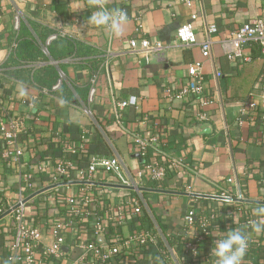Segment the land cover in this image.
I'll use <instances>...</instances> for the list:
<instances>
[{"label": "crops", "instance_id": "0c3cea01", "mask_svg": "<svg viewBox=\"0 0 264 264\" xmlns=\"http://www.w3.org/2000/svg\"><path fill=\"white\" fill-rule=\"evenodd\" d=\"M101 2L126 11L129 23L122 36L112 37L102 29L87 27L90 10H95L91 0H0V110L6 117L21 122L19 144L23 148L20 166H11L2 158L6 145L0 132L2 203L5 207L16 203L24 174L32 173L34 186V192L24 194L26 199L56 185L51 183L54 168L68 156L66 147H83L70 170V178L63 182L70 185L46 190L28 201L29 213L46 233L43 244L49 245L52 237L48 235V223L70 209L65 206L66 198H77L78 209L88 214L89 220L99 216L106 224L107 217L116 215L119 196H126L103 174L89 182L96 185L77 180L76 170L86 166L88 151L98 153L105 147L108 157L118 158L128 172L140 169L145 160L166 165L181 160L182 164L170 171L159 187L147 183L136 194L142 211L138 223L127 220L119 226L115 222L123 236L135 227L152 232L156 243L150 248V256L134 254L116 264H186L180 239L199 236L204 220L208 234L199 248L202 258L208 261L216 227L221 231L239 228L250 232L245 229V220L256 219L254 209L264 206L187 196L225 193L233 200L241 196L243 200L264 202V179L260 176L264 169V110L258 98L263 85V58L253 42L243 48L242 59L235 61L227 59L223 47L228 33L253 20L264 22V0H191L190 7L181 0ZM16 14L21 17L20 24L28 29L31 25L42 26L83 45L81 57L51 62L71 94L70 101L11 77L9 72L14 68H7V59L15 35ZM186 23L193 25L198 43L205 37L206 26L217 28V34L210 37L208 59L202 57L198 46H178L176 31ZM141 38L161 43L162 57L145 62L141 56L128 54L129 41ZM42 50L46 54L45 48ZM84 52L90 54L83 56ZM90 62H100L94 74ZM196 62L202 64L203 96L178 97L179 91L188 86V67ZM45 65L39 62L24 68L35 70ZM218 72L220 78L216 77ZM94 75L96 95L90 104L86 95L83 103L77 92L84 95ZM61 95L69 96L65 92ZM130 98L135 99V104L119 110L117 105ZM250 101L258 104L253 111L247 109ZM244 106L246 113L240 116ZM199 116L205 120L199 121ZM201 125L209 128L200 130ZM135 134L153 140L146 158L131 143ZM88 190L94 197L84 205L79 198ZM189 210L195 213V223L186 228L183 219ZM83 229H87L85 234L89 237V227ZM11 232L12 221L6 216L0 220V264H4ZM97 239L104 241L102 237ZM73 240V233L66 235L65 264H72L78 257ZM250 240L257 244H250L252 255L247 252L243 264L251 258L264 264V234H252Z\"/></svg>", "mask_w": 264, "mask_h": 264}, {"label": "built area", "instance_id": "2783aa9c", "mask_svg": "<svg viewBox=\"0 0 264 264\" xmlns=\"http://www.w3.org/2000/svg\"><path fill=\"white\" fill-rule=\"evenodd\" d=\"M187 6H191V0H181ZM126 12V11H125ZM192 20L195 16L191 17ZM21 22V17L16 14L13 17V29L15 33L18 31ZM218 30L214 25L206 26L204 29L205 37L201 42L196 41L195 32L191 23H186L180 26L175 34V39L178 46L182 49H188L193 46L200 48L201 55L204 59L210 57L212 41L210 37L217 34ZM65 37L63 33L50 35L45 45L56 40L57 38ZM224 55L230 61L242 59L243 48L249 43H256L260 48V53L263 58L264 65V22L260 19L250 21L238 29L228 33L223 39ZM15 47V43L10 46ZM164 46L159 42H151L146 38L133 39L129 41L128 54L138 55L148 62L150 58L162 57ZM202 64L199 62L191 64L187 69L189 83L187 87L182 88L178 97H183L187 94H194L196 97L203 96V81H202ZM216 77L220 78L221 73H216ZM97 77L94 75L90 79L87 103L93 102L96 95ZM59 86L57 83L53 87L56 90ZM261 101V108L264 110V76L263 85L260 94L258 95ZM135 104V99L130 98L125 102L119 103L118 109L123 110L127 106ZM258 104L250 101L247 105L249 111L256 109ZM245 106L240 110V116L245 115ZM199 121H204V116L198 117ZM239 124L242 120H238ZM0 132L5 142L6 148L2 151V158L5 159L11 166H20L23 148L19 144V135L22 132V124L19 120L13 117H6L0 110ZM152 139L141 137L135 134L131 138V143L143 158H146L148 148L151 145ZM68 156L62 159L54 168L52 176L53 184L63 183L64 180L70 178V170L74 167L79 153H82L83 147H75L68 145L66 147ZM182 164L181 160H173L168 165L164 163H155L151 161L144 162L140 169L134 172H128L121 161L116 157H101L98 155H87L86 166L76 170L77 180L80 182H94L99 174H103L110 179L120 190L126 192L125 198H121L120 204L115 209L116 215L107 217V223L102 224V218L94 217V220H89L88 214L80 211L77 206V198L68 197L64 200L65 206L70 208L64 215L58 219L48 223V235L52 237V242L49 245L43 244V237L46 234L40 224H37L33 215L27 209L28 201L24 197L25 193L34 192L32 183V173L24 174L21 177L19 185V197L15 204L6 206L3 205L0 198V216L10 211L7 215L12 221V232L10 233L6 254L3 259L4 264H65L67 258L63 252L65 246L66 235L73 233V247L79 251L78 257L72 264H116L120 259L144 253L150 256L151 247L156 243V237L143 227H135L127 236H123L118 230L122 223L130 220L136 224L141 214V203L136 194H139L143 186L147 183L151 187H159L165 180L170 171L178 168ZM260 176L264 179V169ZM106 182H108L106 180ZM231 182V180H228ZM50 183V184H51ZM94 197L92 191H86L79 198L84 205H87ZM221 198H228L226 202H235L233 199L222 193L218 195ZM123 199V200H122ZM237 199L243 200L241 196ZM238 203V202H237ZM14 207H16L14 209ZM112 217V218H111ZM115 219H114V218ZM135 218H137L135 220ZM254 218H247L244 222L245 229H250L249 221ZM117 222L119 226L116 225ZM183 223L186 228H190L195 223V213L189 210L184 216ZM207 221L200 223V235L195 236L191 240L180 239V247L185 256L186 264H206V260L200 254L199 244L208 234ZM89 227L90 233L87 237L82 229ZM84 230V229H83ZM98 237L104 238V241L99 242ZM250 244L256 247L254 240L249 241L247 252L251 254ZM259 264L260 263L258 261ZM251 258L248 264H258ZM210 264V263H209Z\"/></svg>", "mask_w": 264, "mask_h": 264}, {"label": "trees", "instance_id": "16d2710c", "mask_svg": "<svg viewBox=\"0 0 264 264\" xmlns=\"http://www.w3.org/2000/svg\"><path fill=\"white\" fill-rule=\"evenodd\" d=\"M56 31L47 29L42 26L31 25L28 29L25 25L20 24L18 31L15 33L14 38L10 44L15 43V47L10 50L7 59V68L11 69L9 72L11 77L23 82H27L38 89H45L50 93L62 98L63 100L70 101V92L68 88L62 83L59 78V74L56 68L51 62L58 63L65 59L81 57L82 52L80 50L83 48L82 44L68 40L66 37H59L56 40L45 45L47 38L56 34ZM42 48H45L46 54L43 52ZM89 52H84L83 56L89 55ZM45 63L46 65L39 69L24 68L25 65L34 63ZM92 72H97L100 62H90ZM21 74H25L26 77L23 78ZM59 83L56 90L53 87ZM89 89V84L86 86L84 95L77 92L78 96L83 103H86V95ZM61 92L68 94V98L61 95ZM87 155H98L101 157H108L109 151L104 147L101 152H90ZM240 205V204H237ZM64 215V213H63Z\"/></svg>", "mask_w": 264, "mask_h": 264}, {"label": "clouds", "instance_id": "9594fccd", "mask_svg": "<svg viewBox=\"0 0 264 264\" xmlns=\"http://www.w3.org/2000/svg\"><path fill=\"white\" fill-rule=\"evenodd\" d=\"M91 3L95 10H90L91 15L87 20V27L102 29L112 37L122 36L129 23L127 13L120 8L107 7L101 0H91ZM254 213L256 219L249 221L250 232L239 228L221 231L216 227L217 235L213 236V247L206 264L209 262L210 264H243L251 235L264 234V206L255 208Z\"/></svg>", "mask_w": 264, "mask_h": 264}, {"label": "water", "instance_id": "95a60500", "mask_svg": "<svg viewBox=\"0 0 264 264\" xmlns=\"http://www.w3.org/2000/svg\"><path fill=\"white\" fill-rule=\"evenodd\" d=\"M207 128H209L208 125H201L199 126V129L200 130H206ZM71 183H59V184H56V185H53L49 188H45V189H42L40 191H37L36 193L32 194L30 197H28L26 199L25 202L29 201L30 199H32L33 197L43 193L44 191L46 190H49V189H52V188H57V187H61V186H65V185H70ZM81 184H91V185H96V183H86V182H81ZM157 192L159 193H166V194H170L171 192H166V191H158ZM176 194V193H174ZM178 194V193H177ZM183 195V194H182ZM184 195H187V194H184ZM189 197H195V198H202V199H211V200H221V201H228L229 199L228 198H221V197H218V196H205V195H194V194H189L187 195ZM235 202H238V203H246V204H259V205H264V202H253V201H249V200H240V199H236V200H233ZM16 207H14L15 209ZM10 213V211L6 212L5 214H3L2 216H0V220L3 219L4 217H6L8 214ZM63 250L65 251L66 249L63 248Z\"/></svg>", "mask_w": 264, "mask_h": 264}]
</instances>
